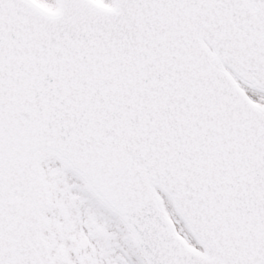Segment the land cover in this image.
I'll use <instances>...</instances> for the list:
<instances>
[{
	"label": "snow or ice",
	"instance_id": "snow-or-ice-1",
	"mask_svg": "<svg viewBox=\"0 0 264 264\" xmlns=\"http://www.w3.org/2000/svg\"><path fill=\"white\" fill-rule=\"evenodd\" d=\"M0 264H264V0H0Z\"/></svg>",
	"mask_w": 264,
	"mask_h": 264
}]
</instances>
